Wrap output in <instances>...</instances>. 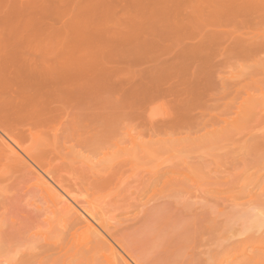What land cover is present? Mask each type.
<instances>
[{"label":"rangeland","instance_id":"obj_1","mask_svg":"<svg viewBox=\"0 0 264 264\" xmlns=\"http://www.w3.org/2000/svg\"><path fill=\"white\" fill-rule=\"evenodd\" d=\"M4 98L59 115L55 127L24 116L29 147L49 123L56 131L105 106L117 135L106 149L94 139L109 154L101 162L123 173L121 188H149L148 206L170 204L167 247L182 246L181 228L193 224L185 256L264 262V0H0V102L11 107ZM71 119L57 129L67 125L70 139L92 129ZM146 237L136 236L138 251L165 256Z\"/></svg>","mask_w":264,"mask_h":264},{"label":"bare ground","instance_id":"obj_2","mask_svg":"<svg viewBox=\"0 0 264 264\" xmlns=\"http://www.w3.org/2000/svg\"><path fill=\"white\" fill-rule=\"evenodd\" d=\"M10 86L8 87L10 88ZM21 88L23 89L24 87L22 86ZM17 89L19 88L17 87ZM5 90L7 92V89ZM15 92L13 93L16 94ZM9 97H13L12 93ZM35 100L33 101L29 98L22 100L21 98V100L14 101V99H10L8 103L12 101L11 107L5 108H3V102H0V105L2 104V108H0V165L4 168L1 169L0 167V171L2 170V173L4 171L7 172L6 174L4 173L5 176L0 173V194H5V197L8 196L7 194H12L7 198L9 202L0 203V256H21L17 263L13 262L14 264H249L248 261L239 263L235 256H232L233 259L231 256L221 258L210 255L205 258H202L201 255V257L185 256L184 249H192V240L190 241V239L196 233L195 228H191L193 224H189L188 228H181L180 240L182 241V246L176 248L165 245V239L169 233L164 227L167 225L166 212L170 204L167 201L165 202L163 198L162 203L148 206L152 196L149 193V188L142 186L143 188L137 192L121 188V176L123 173L120 174L119 168L115 167L116 169H114L110 165L102 163L104 159L100 158L101 154L102 157L103 155H109L103 149L108 148V144H111V148L115 134L117 135V133H114L112 138L111 133L109 134L108 132L112 130L109 127H114V121L111 120L114 117L111 113L110 116L108 115L104 109L105 106L101 107V105H98L99 109L103 108L105 110L104 112L99 109L93 111L94 109L91 108L93 113L90 114L86 112L90 111L89 108V110L84 111L86 115L83 112L81 118V112L77 113L78 116L75 113L74 119V116H72L73 120L76 118L81 120L79 124H82V121L90 124V127H87L89 125H86V127L87 129H92L90 131L86 130L87 132L83 135L80 133L84 127H81L80 133L79 129L75 130L79 134L72 139L68 135L69 127L67 125L57 131L62 121V125L65 122V124L68 123V120L71 119L70 116L69 119L66 118L64 120L62 118L61 123L56 125V127L58 126L55 129L56 131H50L52 127L50 123L47 125L50 130H47L48 128L45 129L46 126L44 129L39 126V131L40 128L45 130L44 133H41V136L36 132L38 137L40 136L39 142L36 136V145L33 144L30 147L25 145L27 144L26 139H29L27 137L28 131H31V129H26V124H23L28 123L26 121L23 122L26 116L37 120V123L41 121L40 123L44 122V124L45 122L46 124L54 122L55 117L57 122L59 116H54L52 110L49 109L44 112L45 110L41 108L43 113L40 112L41 109L38 111V104ZM39 101L42 100L39 99ZM94 107L98 108L97 106ZM79 109L80 111L82 110L80 107ZM72 119L70 121H73ZM53 122V127H55L54 123L56 122ZM108 122L111 125L109 127L106 126ZM32 125H30L31 128ZM113 129L116 132L115 127ZM73 130L74 128L71 127V135L72 133L75 134L72 132ZM105 133L111 137L104 138V141L101 138L105 136ZM86 134L87 136L85 137L84 135ZM262 137V139L256 141L257 144L264 145V136ZM94 139L98 140L100 144L95 143ZM107 139L111 143H107ZM98 144L101 146L107 144V147L103 146L104 148L102 147V149ZM99 151L103 152L100 153ZM81 152H87V154L84 153L87 157L82 155ZM79 153L81 155L78 158L77 154ZM75 154L77 157H73ZM89 154H92L95 159H100L96 160L99 162L94 163L93 157ZM97 155H99V158H96ZM84 157H86V160ZM120 164H123V161ZM127 166L124 167L126 168ZM122 172L124 171L122 170ZM163 173L166 174V172ZM151 183H153L152 178L149 180V184ZM173 196L177 199L175 195ZM145 199L146 201L142 203ZM178 201L180 202V200ZM24 204L29 206L26 208L32 210H27L29 212L25 211ZM208 204L210 205V203ZM137 207L143 209L141 211L142 215L136 224L129 226L126 216L133 210H137ZM139 209L138 211L141 210ZM196 217L193 218L194 221ZM138 235H145L150 240H159L160 245L163 242L162 246L165 256H143L137 249L136 236ZM185 236H187V239H185ZM186 241L188 243L187 246L185 245ZM119 249L127 256H123ZM177 252H180V255L175 256ZM257 264H264V262H257Z\"/></svg>","mask_w":264,"mask_h":264}]
</instances>
